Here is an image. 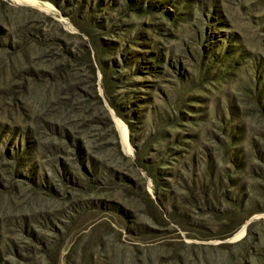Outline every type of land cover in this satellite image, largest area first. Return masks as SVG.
<instances>
[{
    "label": "rangeland",
    "instance_id": "rangeland-1",
    "mask_svg": "<svg viewBox=\"0 0 264 264\" xmlns=\"http://www.w3.org/2000/svg\"><path fill=\"white\" fill-rule=\"evenodd\" d=\"M0 264H264V0H0Z\"/></svg>",
    "mask_w": 264,
    "mask_h": 264
}]
</instances>
